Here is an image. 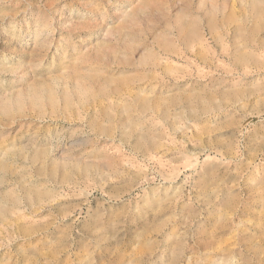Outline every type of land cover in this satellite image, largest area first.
<instances>
[{
	"label": "rangeland",
	"instance_id": "rangeland-1",
	"mask_svg": "<svg viewBox=\"0 0 264 264\" xmlns=\"http://www.w3.org/2000/svg\"><path fill=\"white\" fill-rule=\"evenodd\" d=\"M0 264H264V0H0Z\"/></svg>",
	"mask_w": 264,
	"mask_h": 264
}]
</instances>
